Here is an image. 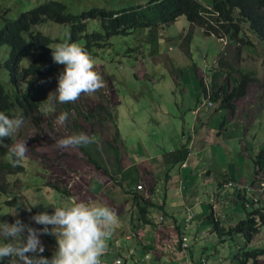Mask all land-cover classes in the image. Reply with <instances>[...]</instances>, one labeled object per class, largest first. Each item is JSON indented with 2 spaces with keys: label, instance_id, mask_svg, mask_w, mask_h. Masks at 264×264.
Instances as JSON below:
<instances>
[{
  "label": "rangeland",
  "instance_id": "374dc122",
  "mask_svg": "<svg viewBox=\"0 0 264 264\" xmlns=\"http://www.w3.org/2000/svg\"><path fill=\"white\" fill-rule=\"evenodd\" d=\"M42 1L44 0H0V27L4 23V18H15L20 12L28 10ZM62 1L65 2L69 11L78 13L92 7L121 10L120 8L122 7L144 4L148 0ZM200 1L204 5L211 3V0ZM97 24L96 20H90L88 28L98 29L99 24ZM35 28L41 29L53 37V47L59 43L57 37L65 40L68 36V26L58 22L47 21L37 25ZM244 28H247L246 24H244ZM246 33L249 35L251 31H247ZM249 38L253 40V34H250ZM219 41L214 35H205L200 27L191 25L184 15H180L175 21L165 25L157 23L150 26H137L130 29L128 33L112 35L105 39V43L101 47H93L89 53L97 65V71L104 78L105 87L92 96L81 95L79 99H88L89 101L91 99H105L106 104L109 107L111 106V113L114 111L116 120L121 115V124H123L122 116L124 113L127 112L128 108L135 109L137 105L135 99H139L140 104L138 107L142 111L147 109V104L151 103V99H158L159 96L162 99H169V97L176 99L172 95L169 80L167 81L166 77V70L170 71L169 62L165 59L166 53L178 52L179 49H185L188 56L200 67L206 68V72H208V66L219 50ZM260 59V55L255 51L245 50L242 52L241 57L239 56V63L241 65L245 64L249 68L247 71L258 70L259 75H261L262 65L260 64ZM55 66L57 67L55 74L36 79L41 84L40 91L38 92L41 102L39 110L40 125L34 126L31 121H26L25 126L16 137L11 139L7 147L0 146V161L8 160L10 156L8 148L12 146L15 139L28 137L27 144L29 150L26 159L22 163L24 170L22 172L11 171L10 175L5 176V184L8 191L0 195V221L12 223L16 219V217L10 214V212L15 210V206L9 207L2 202L14 193H21L18 201H23L21 207L18 209L19 218L22 221H33L31 217L36 213L47 211L51 214L54 211V207L51 204L60 205L69 202V194L61 191L66 185H72L73 190L78 192L79 196H76L78 198L83 195V192L87 193L95 190L93 185L97 184V172L99 178L105 173L102 168L95 167L94 161L88 167H85V165H75V163L81 164L85 161L86 153L81 147L62 149L56 144L61 135L67 136L84 132L88 129V125L86 123L79 124V119L83 118L85 112H87V109L80 101L76 104L75 102L70 104H53L47 99L49 92L56 90L57 77L64 68L63 65L57 63H55ZM150 79H155V81L152 82ZM2 80L5 81L4 74H2ZM177 98L179 99V97ZM114 99H119L120 102L113 103L114 105H112L111 103ZM187 103H189L188 99ZM173 105L172 108L175 107L177 109L176 103L173 102ZM78 108L81 113L77 112L76 109ZM61 111L69 113L68 121L63 126L56 123V118ZM141 113L146 115L145 112L139 111L136 118V113L131 114V117L135 118L136 123L148 124L149 120L146 118L144 119L145 121H141ZM100 114L96 123H93L92 127H90V133L94 132V135L97 137L95 139L97 145L102 147L100 134L103 131L114 128L115 123L113 117H108L106 113ZM260 121L258 142L255 144L257 148H260L259 142L264 139V115L260 117ZM190 122L191 117L187 113L186 124L189 125ZM77 123L80 129L77 127ZM96 125L100 126V131H97ZM128 136V139L136 138L134 132H129ZM86 147L91 155L96 153L95 150L91 151V147L88 145ZM137 154L136 151L128 150L124 154V160L128 159V161L134 162ZM102 157L105 160L104 162L109 164L110 159L105 152L102 154ZM109 172L110 174L105 173L106 176H109V180L105 181L104 184L107 181L108 184L104 188L111 189L114 192H127L129 188L127 182H123V184L114 182L110 177L113 171L109 170ZM110 181H112L111 185L109 184ZM97 185L98 188L102 186L99 183ZM201 189L206 190L209 188L201 185ZM242 197L245 208L248 210L254 209L256 207L254 206L255 204H264V193L253 194L244 188ZM154 198L156 199V197ZM201 200L207 202L208 197H201ZM106 202L111 208H116V204L112 200L106 199ZM119 202L123 203L122 200H119ZM230 202L231 204L234 203L233 198ZM31 204H36V206L32 207L31 212H28L24 206ZM240 205L235 203V208L229 209L230 213L225 212L223 215L220 214L219 217L225 216L227 218L226 221L229 222H232L233 219L236 221L241 216L244 217L245 210ZM238 206L240 215H236ZM229 208H231V205ZM194 212L197 213L196 208H194ZM226 221L224 222L229 223ZM34 226L38 228L36 224ZM210 228L211 224L207 223L196 226L195 229L199 234L197 239L193 238L192 229L187 231L190 234L188 237L189 256L192 255L195 264H236L234 253L246 242L245 239L238 234H233L219 241V237L215 233H210ZM256 235L259 240L256 242L252 241L249 246L264 247V224H262ZM42 238L43 236L41 235V241ZM152 238L153 236L148 237V241ZM201 256L204 257L203 260H201ZM185 257L187 256L185 255ZM185 257H182L177 264H187ZM114 258L115 255L111 254L104 264L114 263Z\"/></svg>",
  "mask_w": 264,
  "mask_h": 264
},
{
  "label": "crops",
  "instance_id": "0c3cea01",
  "mask_svg": "<svg viewBox=\"0 0 264 264\" xmlns=\"http://www.w3.org/2000/svg\"><path fill=\"white\" fill-rule=\"evenodd\" d=\"M223 47L224 58L230 65L235 69L249 70L245 64L239 63L241 52L237 54L234 44L227 43ZM247 48L253 50L252 47ZM216 56L217 54L214 55V60ZM165 59L169 62L170 69V71L166 70L167 81L169 80L172 95L176 99L172 97L162 99L159 96L158 99H151V103L147 104V109L144 111L138 107L139 99H135L137 105L135 109L128 108L124 113L123 124H121V115L118 116L117 127L120 141L114 143L115 150L113 151L111 147L105 150L109 154L111 165L116 163L114 155L119 153V158L123 159L122 153L128 150L136 151L139 154L135 169L136 177L133 176L132 170L126 173L125 169L120 168L123 181L127 182L128 186L132 178L136 179V183H142L144 191H138L139 198L141 200L147 198L160 205L159 209H154L153 206H147V209H154L157 213L165 212L167 215L173 214L174 218L163 226L148 227L146 223L142 224L141 217L144 215L140 205L137 206L134 201L133 204H136V207L133 205L129 210L124 204L112 208L118 214L119 226L107 238V250L102 256L103 260H107L111 254H114V263L110 264H117L115 259L119 257H123L119 264H177L185 255L186 263L194 264L188 249L182 250L179 247L177 224L180 223L186 208L191 206L194 199L201 200V197L208 195L207 191L201 189V185L205 184L207 188H210L208 201H213L217 212L221 207L222 198L229 189L228 185L222 186L223 182H219L224 176L229 177L233 186H246L253 179V154L259 149L255 145L258 142L261 126L259 119L264 115V101L256 97L258 83L248 82L245 94L234 100L236 113L233 115L228 109L216 108L215 101L212 107L202 105L197 108L203 92L200 83L203 81L205 84L209 79L207 69L200 67L188 56L185 49L166 53ZM254 72L259 73L258 70ZM150 80L155 81V79ZM117 102L120 100L117 99ZM173 102L176 103L177 109L172 108ZM97 104H91L89 108L94 110L93 106ZM139 111L145 112L146 115L141 113V121H145L146 118L149 120L148 124L136 123L135 118ZM133 113H136L135 118L131 117ZM187 113L191 117L189 125L186 124ZM95 128L100 131V126L96 125ZM129 132H134L136 138L128 139ZM91 134L93 133L88 135ZM100 139L105 143H111V130L103 131ZM263 142L264 139L259 142L260 147ZM183 147V153L189 152V154L188 167L182 170L192 172V177L189 173L188 176L193 181H187L184 178L181 181L179 166L185 158L184 156L181 159ZM148 159L149 162L145 161ZM116 165L120 167L118 163ZM123 167H128V163ZM108 177L104 173L99 178L97 172L96 183L102 186L98 188L97 184L93 185L95 190L87 192V196L80 199H92L107 204V193H110L127 204L130 197L128 192L121 191L123 197L120 198L118 192L104 188ZM103 188L104 192H102ZM231 207L235 208V204L232 203ZM193 208L197 210L196 217L193 218L195 227L205 223L211 224L207 217L209 208L205 203L195 202ZM238 208L239 206L236 215H240ZM195 227L191 228V233L197 239L199 234ZM130 231L131 236L127 234ZM150 236L153 238L148 241ZM258 240L255 234L252 241ZM263 258L264 255L260 257L259 264H264ZM104 263L105 261H102V264Z\"/></svg>",
  "mask_w": 264,
  "mask_h": 264
},
{
  "label": "clouds",
  "instance_id": "9594fccd",
  "mask_svg": "<svg viewBox=\"0 0 264 264\" xmlns=\"http://www.w3.org/2000/svg\"><path fill=\"white\" fill-rule=\"evenodd\" d=\"M147 2H145L144 4H137V5H145ZM90 20H96L98 22L97 18H93ZM90 20H88V22ZM157 23L160 22L158 21L153 24H157ZM165 24L168 23H162V25ZM87 29L92 30L96 28H91V29L87 28ZM201 30L203 31L202 28ZM40 31L42 30L40 29ZM42 32L48 34L44 31ZM250 34H252V32ZM205 35H214V34L210 33ZM249 35L247 36L249 37ZM215 37H217V39L220 40L219 42L221 43V46L219 47V50L222 52L224 48L223 46L228 43V40L230 41L229 43L235 45L237 49V54L238 52H241L240 55L245 50H251L248 49L247 47H252L253 48L252 51L253 52L255 51L257 54L260 55L261 57L260 64L262 65L264 48L254 35H253L254 39L253 40L251 39L254 42V44L252 45L240 44V50H238L237 48V42H235L234 39L230 40L227 34H222L221 36H215ZM57 39L59 40V43H57L55 47H53L54 39L51 42L50 48L52 50L51 53L52 59L54 61V66L55 63H57L63 65L64 68L63 71L60 72V74L57 77L58 83L56 90L54 92H49L47 99L49 100L50 103L53 104L55 103L70 104L74 102L76 104L77 102L80 101L81 104L87 109V112H85L83 118L79 119V124L86 123L88 125V129L84 132H80L76 134H70L67 136L61 135V138L56 141V144L58 147L62 149L81 147L86 153V157L84 159L85 163L84 162H82L81 164L75 163V165H80V166L85 165V167H88V165H90L91 162L94 161L95 167L97 168L99 167V169L102 168L105 171V173L110 174L109 170H112L113 172L110 175L111 179L114 182H119V184H123L124 182L123 174L120 168L125 169L126 173L129 172V170L130 171L132 170L133 176L136 177L135 169L137 166V160L139 154L135 156L134 162L128 161V159L124 160L125 155L123 156V159L119 158V153L117 155H114L116 159V163L114 165L111 164L109 165L104 162L105 160H103L102 154L105 152L106 155L109 156V154L106 152L105 149L111 147L113 148L114 151L115 150L114 143L120 141L119 133H118V138L115 141L113 140V135L115 131L116 130L118 131L116 122H118L119 119L117 118L116 120L114 111H112L113 113H111L110 111L111 106L109 107V105L105 103L106 102L105 99L104 100L91 99L90 101L88 99H79L81 95L92 96L94 93L98 92L100 89L105 87L104 78L101 75V73L97 71V65L93 57L87 52L86 49H84L76 42H67L61 40L58 37ZM214 61L215 60L213 59L212 62L209 64L210 68L214 63ZM210 68L208 67L209 79H210ZM56 70L57 67L55 71ZM55 71L53 74H55ZM262 72H263V66H261V75H259V73L257 74L256 72L255 73L257 77L260 78L262 76ZM36 79L37 77H34L33 78L34 82H31L36 87H38V89L35 90V94L36 92L40 91V87H41V84H39V82ZM209 79L207 80V82H205L207 93L204 94L202 92V99H200L199 101L200 104L197 105V108H200L202 105H209L211 107L215 105L214 101L211 100L210 98V90L208 83ZM256 97L257 99H259L257 96V90H256ZM262 100L264 101L263 98ZM116 102L117 99H114L111 104L114 105L113 103ZM96 103L98 104L93 106L94 110L89 108V105ZM217 106H218V102H216L215 107L222 109V107H217ZM223 109L230 110L229 112L232 115L233 113L234 114L236 113L235 109L234 112H232L231 109L229 108H223ZM39 110H40V105H39ZM76 110L78 113H81L79 108ZM100 113H106L108 117H113L115 123V127L110 129L112 132V142L105 143L100 139L101 143L103 144L102 147H99L97 145L95 141L97 137L94 135V132L90 136L88 135L91 132L90 127H92L93 123H96L97 118L101 115ZM68 118H69V113L67 111H61L56 118V123L63 126L67 123ZM25 123L26 120L23 114L17 115L16 117L13 118L7 115L5 112L0 111V146L7 147V144H4V140L9 137H11V139L16 137L17 134L20 132V130L25 126ZM39 125H40V115H39ZM77 127L80 129L78 123H77ZM99 137H101V134ZM27 139L28 137L15 139L12 146L8 148V152L10 154L9 162L12 164L13 167L20 166L23 163V161L26 159L29 150ZM86 145L91 147V151L95 150L96 153L94 155H91ZM181 150H182L181 159L185 156V158L180 162V166H179L180 174L182 178L181 181L183 180V178L186 179L187 181H193V179H190L188 176L189 171L183 172L182 170L183 168L188 167L187 161H188L189 152L187 154H184L183 153L184 147ZM256 152L257 151H255L254 154ZM145 161L149 162V159ZM117 163L120 165V167H117L116 165ZM126 163H128V167H123ZM111 166H113L116 169L112 168ZM133 166L134 168L132 169ZM23 170L24 169L18 172H22ZM189 175L190 177H192L193 173L190 172ZM135 180H136L135 178H132L128 182L129 188L127 192L130 194V197H129V202L127 204L123 200H122L123 203H120L117 197L111 195L110 193H107V199L112 200L116 204V206H119L120 204H124L128 210L131 209L133 205L136 207V204L137 206L139 204L140 210L144 215L141 217L142 224L146 223L148 227L163 226L165 223L170 222L172 218H174L173 214H170L171 215L170 216L167 215L165 212L157 213L155 212L154 209H159L156 207L158 204H155L153 201L147 198H145L144 200H141L139 198L138 191L141 190L144 191L143 189L144 185L140 182L136 183ZM219 182H223L222 186L224 185L229 186L227 193L221 200V207L223 208L221 209L220 207V209L216 212L215 211L216 208L213 205L214 204L213 201L205 202L200 199H196V200L194 199L193 203L190 204L191 206H188L186 208L180 223L177 224L179 228L178 234L180 239V246H179L180 249L187 250L189 247L188 237L190 236V234H188L187 231L195 227L194 219L196 217V213L194 212V208H193V204L195 202L202 204L205 203L208 206L209 212L207 213V217L210 219L212 226V217L218 218L220 214L223 215L225 212H229V209H232V207L229 208L231 205L230 200L232 198L234 201L233 204L235 203L241 204L240 206L244 208V210L246 209L242 197L244 188H246L248 191H250L253 194L257 193L258 191H260L258 194L264 193V169L260 170L258 174L253 175V179L246 186L231 185L232 183L231 181H229V177L227 175L224 176ZM107 184L105 185L106 187ZM109 184L111 185L112 181H110ZM61 191L69 194L68 198L70 200L69 202L60 205L51 204L54 207V211L51 214H49L47 211H43L33 215L31 217L33 221H22L18 215L19 208H15L13 212H10L11 215L16 217L14 222L8 223L6 221H0V264H102V261L103 262L106 261V259L104 260L102 259V256L105 254L107 250V243H106L107 238H109L113 233V231L119 226V219L117 216L118 214L115 212V210H113L110 206H108L105 203L93 201L92 199L81 200L80 197L87 196L85 192H83L82 196L77 198L76 196L78 195V192L73 190L71 184H69V186L66 185ZM204 191L208 192V195L206 197H209L210 188ZM102 192H104V188ZM17 194L19 196L21 195V193H14L11 197L4 199V201L2 202L9 207L12 206L6 203L5 200L11 199L14 195ZM118 195H119L118 197L120 198L123 197L121 191L118 192ZM133 201L136 204H133ZM21 202L23 203V201ZM258 205L260 204H255L254 206H258ZM34 206H36V204H31L24 207L28 212H31V209ZM147 206H153L154 209L148 210ZM247 210L248 209L245 210V213ZM188 215L190 216L189 218H187ZM219 218L222 219L223 222L227 220L225 216ZM26 222L29 224H27ZM34 224H36L38 228H36ZM49 226L51 227L49 228ZM210 233L214 234L211 228H210ZM127 234L131 236L132 232L130 231ZM41 235L43 236L42 241L40 239ZM46 235L54 236L57 243V248L50 258L42 255V253L44 251L51 252L52 249H54L55 247V243L50 241L49 238L46 237ZM252 240L248 243V246L251 244ZM219 241L222 240L219 239ZM241 247L242 246H240L239 249ZM122 258L123 257L116 258L115 262L117 264L121 263ZM203 258L204 257L201 256V260H203ZM193 263L195 264V261H193Z\"/></svg>",
  "mask_w": 264,
  "mask_h": 264
},
{
  "label": "trees",
  "instance_id": "16d2710c",
  "mask_svg": "<svg viewBox=\"0 0 264 264\" xmlns=\"http://www.w3.org/2000/svg\"><path fill=\"white\" fill-rule=\"evenodd\" d=\"M184 15L191 25L199 26L205 34L221 36L227 34L230 40L252 45L247 36L251 31L264 48V0H211L204 5L200 0H149L145 5L124 7L121 10H107L93 7L78 13L71 12L61 0H44L32 8L22 11L15 18H4L0 27V111L10 117L23 114L25 120L39 125L40 100L33 78L52 75L56 69L52 59V37L35 27L47 21L68 26V36L64 41L76 42L88 53L93 47L102 46L105 39L115 34H125L133 27L147 26L156 22L169 23ZM97 18L99 28L88 30V20ZM244 24L247 28H244ZM262 76L254 71L235 69L225 60L223 52L210 68L209 90L211 100L217 107L229 108L234 112L233 100L246 92L249 81L258 82L257 96L264 99V56ZM5 75V81L2 80ZM30 80V81H29ZM200 85L207 93L203 81ZM37 96V97H36ZM118 138V131L113 140ZM11 137L4 140L8 144ZM254 175L264 169V145L253 156ZM24 166L13 167L8 160L0 161V194L6 193L5 176L11 171H21ZM13 173V172H12ZM19 195H14L6 203L20 208ZM160 208V205L156 206ZM212 217V215H211ZM13 220V219H12ZM27 223V222H26ZM29 224V223H27ZM264 224V204L247 210L245 216L225 224L222 219L212 217L211 230L223 240L233 234L242 235L245 243L234 255L236 264H259L264 255V247L248 246L260 227ZM55 243L51 252L42 255L51 257L57 248L54 236L46 235Z\"/></svg>",
  "mask_w": 264,
  "mask_h": 264
},
{
  "label": "built area",
  "instance_id": "2783aa9c",
  "mask_svg": "<svg viewBox=\"0 0 264 264\" xmlns=\"http://www.w3.org/2000/svg\"><path fill=\"white\" fill-rule=\"evenodd\" d=\"M190 216L188 215V217L187 218H189Z\"/></svg>",
  "mask_w": 264,
  "mask_h": 264
}]
</instances>
